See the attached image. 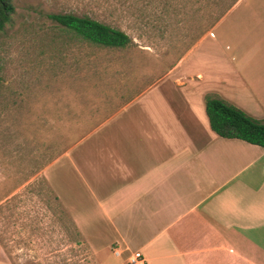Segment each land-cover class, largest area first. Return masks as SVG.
Masks as SVG:
<instances>
[{"label":"rangeland","instance_id":"374dc122","mask_svg":"<svg viewBox=\"0 0 264 264\" xmlns=\"http://www.w3.org/2000/svg\"><path fill=\"white\" fill-rule=\"evenodd\" d=\"M227 2L13 0L0 33V256L11 264H95L51 184L56 161L89 149L90 133L155 82L179 78L228 97L244 88L250 70L264 68V0H238L222 15ZM53 13L93 17L131 41H75Z\"/></svg>","mask_w":264,"mask_h":264},{"label":"crops","instance_id":"0c3cea01","mask_svg":"<svg viewBox=\"0 0 264 264\" xmlns=\"http://www.w3.org/2000/svg\"><path fill=\"white\" fill-rule=\"evenodd\" d=\"M250 71L229 97L155 82L56 161L51 184L95 264H264V147L216 134L204 101L264 118V68Z\"/></svg>","mask_w":264,"mask_h":264},{"label":"trees","instance_id":"16d2710c","mask_svg":"<svg viewBox=\"0 0 264 264\" xmlns=\"http://www.w3.org/2000/svg\"><path fill=\"white\" fill-rule=\"evenodd\" d=\"M237 1L228 0L222 15ZM13 13V0H0V33L11 22ZM49 17L70 39L78 42L104 48H124L131 41L129 35L122 29L87 15L53 13ZM204 101L210 127L216 134L264 147V118H254L214 93L206 94Z\"/></svg>","mask_w":264,"mask_h":264},{"label":"built area","instance_id":"2783aa9c","mask_svg":"<svg viewBox=\"0 0 264 264\" xmlns=\"http://www.w3.org/2000/svg\"><path fill=\"white\" fill-rule=\"evenodd\" d=\"M113 253L120 255V251L115 246L113 247ZM128 264H144V259L138 255L131 256L128 260Z\"/></svg>","mask_w":264,"mask_h":264}]
</instances>
